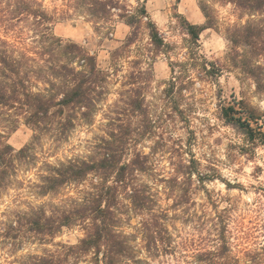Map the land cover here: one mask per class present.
<instances>
[{
    "label": "clouds",
    "instance_id": "obj_1",
    "mask_svg": "<svg viewBox=\"0 0 264 264\" xmlns=\"http://www.w3.org/2000/svg\"><path fill=\"white\" fill-rule=\"evenodd\" d=\"M0 14V82L35 102L0 105V264H264V0H0ZM69 174L83 195L58 194Z\"/></svg>",
    "mask_w": 264,
    "mask_h": 264
},
{
    "label": "trees",
    "instance_id": "obj_2",
    "mask_svg": "<svg viewBox=\"0 0 264 264\" xmlns=\"http://www.w3.org/2000/svg\"><path fill=\"white\" fill-rule=\"evenodd\" d=\"M8 16L11 17L12 20H17V14L15 12H11V13H8ZM8 23V20L6 18H4L3 14H0V24H3V25H6ZM23 23L22 20H19L17 21V27L19 26V24ZM8 32H14L16 31V28H12V29H8L7 30ZM11 38V37H10ZM157 39V42L158 43H162V41H159V37L156 38ZM35 55H39V53H35ZM33 80H37L38 77H36L35 75H33L32 77ZM42 83V81H41ZM9 87H16V86H10L8 85L6 82H0V105H2L3 107L5 108H15L16 107V104L17 103H21V107L22 108H26V107H30L32 106L33 103H35L34 101L29 103V104H24L22 103L18 98H9L8 95H7V89ZM20 89L23 90V85H19ZM99 103V102H98ZM41 107H43V105H41ZM117 143H120L119 141H117ZM5 160V153H0V162H3ZM118 173V179L119 181L123 184L127 181L128 179V176H129V170L127 169V167H123V168H115L114 171H113V175L115 176L116 174ZM77 176H81L82 173H77L76 174ZM69 179L65 180V182L60 186V189L64 186V185H67L69 183H83L84 180H78V179H73L71 178V174H69ZM7 179V176L4 175V176H0V181L2 180H6ZM59 189V190H60ZM120 194L123 195V191H120ZM108 196L111 197L112 196V193L109 192L108 193ZM142 203V201H141ZM99 211V210H97ZM102 216H105L107 217V214L106 213H103L101 212L100 213ZM85 213H80L77 217V223L79 224L80 222V218L81 217H84ZM88 218L90 219L91 216L88 215ZM107 222V221H106ZM67 226V225H66ZM85 227H87L86 225H84ZM41 236H52L53 233L52 232H49V231H41L40 233ZM111 237V234L109 232H107V230H105L103 233H98L97 235V238L95 240H92V241H89V244H99L101 241L107 239V238H110ZM98 254V253H97Z\"/></svg>",
    "mask_w": 264,
    "mask_h": 264
},
{
    "label": "rangeland",
    "instance_id": "obj_3",
    "mask_svg": "<svg viewBox=\"0 0 264 264\" xmlns=\"http://www.w3.org/2000/svg\"><path fill=\"white\" fill-rule=\"evenodd\" d=\"M98 61H100L102 59V57H98L97 58ZM123 59V58H122ZM114 93H107L108 96V100H111V96ZM104 101H100L99 103H103ZM17 169H16V175L23 179L25 176H30L34 174V169L32 168H25L23 166V162L22 161H17ZM38 166V165H37ZM28 183L27 180H24V185L26 186ZM161 184H163V181H161ZM84 182L83 183H69L67 185H64L60 190H59V195L60 196H64V197H69L72 196L73 194L75 195H83L82 189L84 188ZM16 191H27L26 187H16L13 185H9L8 187V191L3 193V196H7L9 194V192H16ZM164 194V193H162ZM32 195H38L37 193H32ZM166 195V194H164ZM46 240L51 237V236H43Z\"/></svg>",
    "mask_w": 264,
    "mask_h": 264
}]
</instances>
